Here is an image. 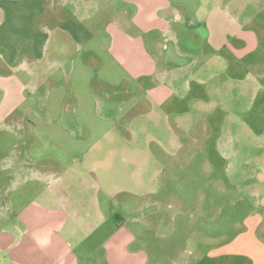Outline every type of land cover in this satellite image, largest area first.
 Segmentation results:
<instances>
[{
  "label": "crops",
  "instance_id": "obj_1",
  "mask_svg": "<svg viewBox=\"0 0 264 264\" xmlns=\"http://www.w3.org/2000/svg\"><path fill=\"white\" fill-rule=\"evenodd\" d=\"M108 2L0 0V264L174 260L152 211L217 173L264 229V0Z\"/></svg>",
  "mask_w": 264,
  "mask_h": 264
},
{
  "label": "rangeland",
  "instance_id": "obj_2",
  "mask_svg": "<svg viewBox=\"0 0 264 264\" xmlns=\"http://www.w3.org/2000/svg\"><path fill=\"white\" fill-rule=\"evenodd\" d=\"M112 4L108 0H89L90 10L95 15L108 12L107 8ZM122 8L123 5L120 11ZM106 14L99 21L96 17L84 18V22L95 33L97 42H103L106 37L97 31V27L107 21V17L114 15L113 11ZM123 15V11L120 12L121 23L125 22L122 20ZM115 16L118 17L117 14ZM70 43L75 44V41L70 40ZM105 75H111V71L106 69ZM8 143H13V140L9 139ZM60 153H63L62 148L56 150V154ZM222 175L217 173V178L213 180L215 185L206 182L209 186L213 184L210 189L204 181H200L199 196L193 194L192 183L188 182L191 179L185 180L184 187L181 188L183 210L152 211L154 221L167 217L171 222L176 217L177 227L169 230L174 231L168 232L165 236L168 239L150 244L154 252L159 250L164 254L175 255L174 260L163 258L164 264H264V229L261 224L263 212L256 211L257 197L250 193L251 187L256 184L255 180L227 179ZM198 202L204 205L205 211L195 210L193 204ZM152 235L155 236L154 230ZM208 236H211L210 239L206 238Z\"/></svg>",
  "mask_w": 264,
  "mask_h": 264
}]
</instances>
